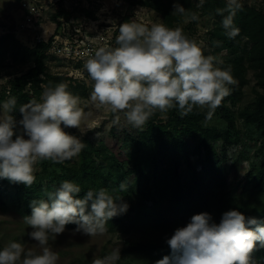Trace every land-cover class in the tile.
Segmentation results:
<instances>
[{"label": "trees", "instance_id": "16d2710c", "mask_svg": "<svg viewBox=\"0 0 264 264\" xmlns=\"http://www.w3.org/2000/svg\"><path fill=\"white\" fill-rule=\"evenodd\" d=\"M143 3L158 11L167 25L183 17L174 13L177 3L189 16L198 10L212 16L219 28L216 44L231 54L237 51L239 40L246 38L250 45L244 61L254 71L260 90L255 89L254 99L240 107L237 116L243 121L244 134L259 141L255 153L260 156L257 165L242 178H236L231 176L235 164L228 168L226 163L227 150L241 139L235 115L225 104L240 102L246 83L242 75L243 59L235 57L231 61V74L236 84L228 86L231 93L222 101L225 130L206 124L207 112L200 108L184 117L177 108L165 113L156 111L140 129L127 124L121 112L119 123H114V117L99 143L83 137L86 147L73 159L63 163L40 161L31 187L0 178L1 207L20 211L25 216L31 214L32 201L46 200L48 193L66 180L81 187L78 198H83L89 189L104 188L115 199H122L128 205L127 211L110 219L107 229L146 228L149 234L148 239L130 242L123 249L129 259L125 264H155L171 255L167 239L177 228L187 226L192 216L203 212L209 213L218 224L223 213L237 210L264 226V10L242 5L234 17V26L240 32L235 38H229L222 27L223 17L216 11L226 6L225 0H204L201 7H197L200 0H176V3L175 0H146ZM63 14V7L54 14L57 25L60 24L57 19ZM49 45L50 40H40L29 48L19 45L12 32L0 36V63L5 56L17 65L30 63L24 71L8 79L5 91L0 94L2 102L16 97V108L11 113L14 119L20 114L21 105L34 101L45 87L54 84L66 83L73 95L87 96L81 83L47 72L45 53ZM121 183L125 185L123 189ZM3 247L0 245V249ZM251 260L252 264H264V247L258 242Z\"/></svg>", "mask_w": 264, "mask_h": 264}, {"label": "clouds", "instance_id": "9594fccd", "mask_svg": "<svg viewBox=\"0 0 264 264\" xmlns=\"http://www.w3.org/2000/svg\"><path fill=\"white\" fill-rule=\"evenodd\" d=\"M203 3L200 0L197 7ZM174 9L175 14L188 15L178 3ZM241 9L240 0H226V6L216 10L229 38L240 32L234 17ZM189 19L197 21L199 16L191 13ZM116 43L115 48H99L84 63L92 81L90 100L117 114L114 123H119L118 113L123 112L127 124L140 129L156 111L165 113L173 108L181 117L195 108H207L208 121L230 95L228 86L236 84L231 69L219 67L222 61L205 55L201 45L179 27L123 23ZM16 104V97H10L0 105V178L31 187L37 163H63L86 147L64 129H80L91 113L84 111L80 98L61 82L45 88L42 102L20 106L23 133L17 134V122L11 115ZM124 187L121 183L120 188ZM79 193L81 187L66 180L49 192L46 200L32 201L31 214L22 220L32 229L29 236L40 251H26L20 242L10 241L0 249V264H57L59 256L49 241H55L67 225L75 224L76 232L90 237L103 235L108 221L127 211L128 205L104 188L89 189L83 198H78ZM166 242L171 255L155 264H252L257 242L264 247V226L237 210L223 213L218 224L203 212L192 216L187 226L177 228ZM120 256L117 248L102 258H93L91 264H116Z\"/></svg>", "mask_w": 264, "mask_h": 264}, {"label": "rangeland", "instance_id": "374dc122", "mask_svg": "<svg viewBox=\"0 0 264 264\" xmlns=\"http://www.w3.org/2000/svg\"><path fill=\"white\" fill-rule=\"evenodd\" d=\"M143 1L146 0H0V36L4 32H12L19 45L29 48L40 40H50V45L55 49L46 50L47 72L62 75L70 82L81 83L86 89L87 96L79 97L80 106L86 113H91L80 129L65 128L64 130L80 139L87 136L94 144L99 143V139L105 135L117 114L91 102L92 81L84 68V63L89 55L94 54L101 47H118L116 38L121 24L135 22L150 27L153 23H163L169 28L179 27L189 39L201 45L205 55L218 57L222 61L218 66L222 68L232 70V58H242L244 63L242 75L246 81L243 85V96L236 104L228 102L225 104L235 115L236 130L240 133L241 139L240 143L227 150L226 163L228 168L235 164L231 172L232 177L242 178L252 171V167L257 165L260 159V156L255 155L259 141L249 139L244 134L243 121L237 116V110L253 100L255 89H259L254 71L244 61L250 44L246 38H241L237 43V51L231 54L216 44L219 28H217L218 22L212 16L203 15L198 10L195 12L199 16L197 21H192L189 15H185L181 20L167 25L162 15ZM240 3L264 10V0H240ZM60 7H63L64 14L57 19L60 23L57 25L53 16ZM64 47H68V51H65ZM0 64H2L0 66V94H2L7 87L8 79L13 74L24 71L30 63L17 65L5 56ZM42 93L35 99L36 102H42ZM2 104L3 102L0 101V105ZM204 109L208 111L207 108ZM221 110L222 103L215 110L212 119L205 120V123L225 130L227 123L222 117ZM118 115L121 117L120 113ZM21 119V113L15 116L17 134L23 133V127L19 124ZM217 148L221 153L219 146ZM35 168L38 169V163ZM24 216L20 211L0 205V245L5 246L8 242L15 241L20 242L26 251L39 252L37 242L29 236L32 229L22 220ZM148 235L146 228H136L125 231L107 229L103 235L90 237L66 226L64 233L58 235L55 241L50 240L49 245L59 256L57 264H91L93 258H102L117 248L121 250L117 262L125 264L129 259L123 249L130 242L148 239Z\"/></svg>", "mask_w": 264, "mask_h": 264}, {"label": "built area", "instance_id": "2783aa9c", "mask_svg": "<svg viewBox=\"0 0 264 264\" xmlns=\"http://www.w3.org/2000/svg\"><path fill=\"white\" fill-rule=\"evenodd\" d=\"M48 48H49V50H50V49L53 50L52 48H54V46H53V45H50ZM54 49H55V48H54ZM64 50H65V51H68V47H64Z\"/></svg>", "mask_w": 264, "mask_h": 264}]
</instances>
